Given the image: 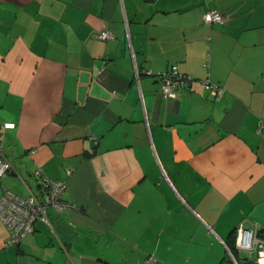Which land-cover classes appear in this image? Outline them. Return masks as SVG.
<instances>
[{
    "label": "crops",
    "instance_id": "obj_1",
    "mask_svg": "<svg viewBox=\"0 0 264 264\" xmlns=\"http://www.w3.org/2000/svg\"><path fill=\"white\" fill-rule=\"evenodd\" d=\"M172 64L199 81L167 98ZM0 121V193L38 168L74 204L18 245L0 221V264H232L264 226V0H0Z\"/></svg>",
    "mask_w": 264,
    "mask_h": 264
},
{
    "label": "built area",
    "instance_id": "obj_2",
    "mask_svg": "<svg viewBox=\"0 0 264 264\" xmlns=\"http://www.w3.org/2000/svg\"><path fill=\"white\" fill-rule=\"evenodd\" d=\"M224 14L215 9H209L203 14L205 23L222 22ZM99 37L102 39L112 38V33L103 30ZM138 77V72L135 73ZM160 89L164 96L173 98L179 88L189 85L194 81H199L190 74L180 71L176 64H172L165 71L158 73ZM211 88V93L218 98L223 93V88L210 83L207 79L202 80ZM14 121H0V178L5 176L12 169V165L4 153L3 132L15 128ZM264 128V123H260L258 129ZM39 177V192L36 194L29 192L25 198L18 197L6 188L0 193V221L7 230L6 243L18 245L21 240L34 230L36 220L50 225L49 213L52 211H63L74 207L63 198L66 188L65 180H55L42 174L40 169L34 171ZM234 250L226 245V252L232 264H264V226L254 224L248 228L243 222H239L234 228ZM156 259L148 255L144 263L155 264Z\"/></svg>",
    "mask_w": 264,
    "mask_h": 264
},
{
    "label": "trees",
    "instance_id": "obj_3",
    "mask_svg": "<svg viewBox=\"0 0 264 264\" xmlns=\"http://www.w3.org/2000/svg\"><path fill=\"white\" fill-rule=\"evenodd\" d=\"M177 95V94H176ZM176 97V96H175ZM174 98V97H173ZM234 235L235 232L234 230L231 232V234L229 235L228 240L226 241V245L231 249V251L233 252V254L236 255V251L234 250Z\"/></svg>",
    "mask_w": 264,
    "mask_h": 264
},
{
    "label": "rangeland",
    "instance_id": "obj_4",
    "mask_svg": "<svg viewBox=\"0 0 264 264\" xmlns=\"http://www.w3.org/2000/svg\"><path fill=\"white\" fill-rule=\"evenodd\" d=\"M241 264H243L242 262H240Z\"/></svg>",
    "mask_w": 264,
    "mask_h": 264
}]
</instances>
